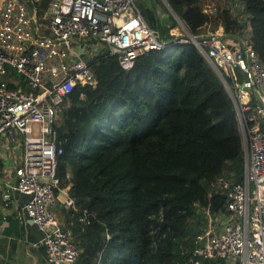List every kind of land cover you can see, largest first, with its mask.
Wrapping results in <instances>:
<instances>
[{
  "label": "trees",
  "instance_id": "16d2710c",
  "mask_svg": "<svg viewBox=\"0 0 264 264\" xmlns=\"http://www.w3.org/2000/svg\"><path fill=\"white\" fill-rule=\"evenodd\" d=\"M41 1L42 9L50 2ZM143 1L136 3L148 25L170 39L177 18L163 0ZM166 1L195 37L222 23L250 41L264 67V0H240L244 16L231 7L235 0L216 16L203 11L208 0ZM91 67L96 84L76 87L55 125L60 186L70 187L77 207L58 210L79 264H195L194 241L207 227L202 211L227 204L211 183L241 181L245 171L243 129L224 80L193 41L139 54L131 70L102 49ZM14 78L28 89L14 71L0 81L16 87Z\"/></svg>",
  "mask_w": 264,
  "mask_h": 264
},
{
  "label": "built area",
  "instance_id": "2783aa9c",
  "mask_svg": "<svg viewBox=\"0 0 264 264\" xmlns=\"http://www.w3.org/2000/svg\"><path fill=\"white\" fill-rule=\"evenodd\" d=\"M41 2L0 0V78L14 71L28 87L17 78L16 87L0 81V136L16 132L21 149V163L15 179L5 184L3 201L9 203L14 193L29 196L23 217L42 232L47 264H79L74 235L57 215L58 208L77 211L70 187L61 188L58 176L63 148L55 125L62 107L76 87L96 84L91 62L102 49L131 70L139 54L195 41L179 37L175 29L163 39L136 0H50L45 9ZM202 9L216 16L223 8ZM230 37L221 25L209 29L197 45L222 74L235 103L245 136V171L241 181L222 176L211 183L212 192L225 193L227 204L215 214L209 207L202 214L208 227L195 238V264H264V67L250 41L236 44ZM238 71L245 74L241 82ZM255 97L260 103L254 106ZM87 220L85 212L81 221Z\"/></svg>",
  "mask_w": 264,
  "mask_h": 264
},
{
  "label": "crops",
  "instance_id": "0c3cea01",
  "mask_svg": "<svg viewBox=\"0 0 264 264\" xmlns=\"http://www.w3.org/2000/svg\"><path fill=\"white\" fill-rule=\"evenodd\" d=\"M260 97L264 102V89ZM19 146L16 132L0 136V264H21L20 260L23 264H47L45 247L40 243L42 232L31 218L23 217L29 196L14 193L9 203L3 201L5 184L15 179V167L21 163ZM57 215L62 220L59 212Z\"/></svg>",
  "mask_w": 264,
  "mask_h": 264
},
{
  "label": "rangeland",
  "instance_id": "374dc122",
  "mask_svg": "<svg viewBox=\"0 0 264 264\" xmlns=\"http://www.w3.org/2000/svg\"><path fill=\"white\" fill-rule=\"evenodd\" d=\"M137 1H143V0H137ZM146 1H147V4L150 6V4L152 3V1L151 0H146ZM229 3H230L229 0H208L207 2L203 3V6H204V8L205 7L207 8V6H211V7L216 6L217 9L218 8L219 9H221V8L225 9L228 6ZM165 7L167 8L166 5H165ZM231 7L234 9L235 12L240 13L239 15L244 16V12H243L244 9H243V5H242V3H241L240 0H235V1L231 2ZM167 10L169 11L168 8H167ZM221 25H222V23H220V26ZM175 32L177 33V35L179 37H182L183 36V37H188L189 38V32H190V30H189L188 26L184 22L179 23V27L178 28H175ZM229 41H232V42H234L236 44H240V41L239 40H236L232 36L230 37V40ZM236 44H232V45L233 46H237ZM243 135H244V131H243ZM244 140H245V136H244ZM58 212L61 214V219H64V217L62 215V211L58 210L57 213ZM203 213H204V211H202V214ZM61 221L64 223L63 220H61ZM207 227H208V224H207ZM20 263L23 264L25 262H24V260H20Z\"/></svg>",
  "mask_w": 264,
  "mask_h": 264
},
{
  "label": "water",
  "instance_id": "95a60500",
  "mask_svg": "<svg viewBox=\"0 0 264 264\" xmlns=\"http://www.w3.org/2000/svg\"><path fill=\"white\" fill-rule=\"evenodd\" d=\"M163 2L165 3V5L167 6V8L169 9L170 13H171L175 18H177L178 22H179V23H182V21L177 17L176 13L173 11V9H172L171 6L168 4V2H167L166 0H163ZM189 37L192 38V39L195 41L196 44H197V42H200V41L202 40L201 37H195L193 34H191V32H189ZM207 38H208V37H207ZM204 54H205V53H204ZM205 56H206V54H205ZM206 57H207V56H206ZM208 60H209V62L214 66V68L216 69V71L218 72V74L221 76V78L224 80V78H223L222 74L220 73V71L218 70V68L214 65V63H213L209 58H208ZM224 82H225V80H224ZM225 84H226V82H225ZM226 87H227V85H226ZM227 90H228V89H227ZM229 93H230V91H229ZM230 95H231V93H230Z\"/></svg>",
  "mask_w": 264,
  "mask_h": 264
},
{
  "label": "clouds",
  "instance_id": "9594fccd",
  "mask_svg": "<svg viewBox=\"0 0 264 264\" xmlns=\"http://www.w3.org/2000/svg\"><path fill=\"white\" fill-rule=\"evenodd\" d=\"M243 138H244V136H243Z\"/></svg>",
  "mask_w": 264,
  "mask_h": 264
}]
</instances>
